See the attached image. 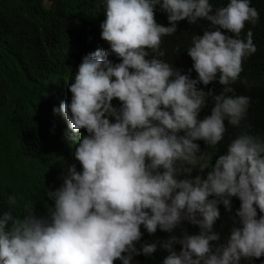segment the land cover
I'll list each match as a JSON object with an SVG mask.
<instances>
[{"label": "clouds", "instance_id": "9594fccd", "mask_svg": "<svg viewBox=\"0 0 264 264\" xmlns=\"http://www.w3.org/2000/svg\"><path fill=\"white\" fill-rule=\"evenodd\" d=\"M103 8L100 39L109 47L82 57L70 102L53 108L80 169L67 167L61 186L47 190L53 206L45 215L31 203L16 213L18 197H8L0 264H132L158 247L167 253L163 264L264 257V134L251 131V97L233 87L257 52L246 26L257 25L259 10L252 0H103ZM157 8L168 26L157 23ZM181 21L209 25L191 37L188 73L162 59V39ZM213 83L222 86L218 94L204 90ZM206 107L210 115L200 118ZM229 128L238 131L217 156ZM199 142L217 151H201ZM233 198L239 209L222 238L219 206L231 214ZM142 232L152 242L140 243Z\"/></svg>", "mask_w": 264, "mask_h": 264}, {"label": "trees", "instance_id": "16d2710c", "mask_svg": "<svg viewBox=\"0 0 264 264\" xmlns=\"http://www.w3.org/2000/svg\"><path fill=\"white\" fill-rule=\"evenodd\" d=\"M227 2L210 0L214 6ZM252 4L260 12V21L254 27L247 25L246 30L253 31L257 52L245 61L244 71L233 87L236 94L251 97L248 113L251 131L264 134V0H252ZM103 13V0H0V211H7L8 197L16 196L14 212H22L25 204L31 203L38 215H45L47 204L53 206L47 190L55 191L61 186L67 167L75 164L80 169L74 159L75 145L70 146L64 138L66 122L53 114V108H58L61 102H70L69 84L82 57L109 47L100 39ZM155 18L157 23L168 26L167 16L159 8ZM208 27L207 22L197 25L179 22L177 32L162 39L161 50L166 53L162 59L188 73L192 61L186 49L191 37L194 33L202 35ZM109 58L119 62L114 55ZM191 78H196L194 71ZM209 88L218 94L222 86L213 83L204 90L207 92ZM118 103L113 101L116 107ZM206 115H210V107L201 111L200 118ZM237 131L229 128L224 142L217 146V156L223 154L228 140ZM199 143L201 151H217ZM231 203V214L223 205L219 206L221 218L215 230L222 238H226L231 227L230 216L234 217L239 209L238 199L233 198ZM182 227L189 234L199 231L186 222ZM142 233L140 243L152 242L146 232ZM156 233L169 235L159 229ZM175 234L179 235V229ZM175 248L179 251V245ZM166 255L158 247L150 257L134 256L132 264H163ZM240 264H264V257L242 259Z\"/></svg>", "mask_w": 264, "mask_h": 264}, {"label": "bare ground", "instance_id": "6f19581e", "mask_svg": "<svg viewBox=\"0 0 264 264\" xmlns=\"http://www.w3.org/2000/svg\"><path fill=\"white\" fill-rule=\"evenodd\" d=\"M65 87V86H64Z\"/></svg>", "mask_w": 264, "mask_h": 264}]
</instances>
